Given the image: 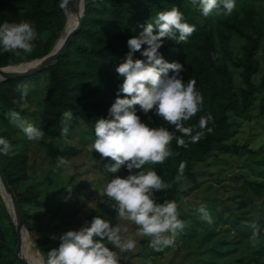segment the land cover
<instances>
[{"label":"rangeland","instance_id":"374dc122","mask_svg":"<svg viewBox=\"0 0 264 264\" xmlns=\"http://www.w3.org/2000/svg\"><path fill=\"white\" fill-rule=\"evenodd\" d=\"M53 1L42 0L47 11L51 10ZM106 4L108 0H99L95 18ZM235 5L231 15H226L223 10L211 14L206 22L199 21L197 32L188 41L182 57L184 70L181 76L185 83L194 79L203 102L212 103L210 111L200 113L203 117L211 114L212 120L208 124L212 128L220 126L216 118H221L227 133L213 150L201 160L194 161L183 175L177 173L173 189L154 192L157 203H177L179 218L186 225L176 236L174 245L161 251L149 246V238L136 235V225L118 217L115 209L108 206L114 202H101L107 200L103 197L107 182L113 176H127L128 170L122 166L117 173L106 171L105 165L110 161L108 158L101 160L98 152L89 150L95 132L82 120L72 117L65 138L61 136L65 111L57 121L50 119L45 100L51 87L49 66L34 73L38 77L28 85L29 92L23 101L19 100L17 91V85L21 83L11 79L2 81L16 111L44 132L42 139L28 140L22 130L10 122L8 113L13 109L0 97V137L7 139L12 146L7 155L0 154V166L10 170L16 178L11 185L14 193L33 198V201L20 202L19 206L24 214L22 226L30 235L40 261L42 257L47 258L51 249L58 248L62 233L78 230L86 222L90 225L94 217L100 216L113 226L127 228L122 235L136 240V250L122 253L124 259L120 264H264V199L248 186L249 182L258 183L261 189L264 186V119L258 114V103L264 98V0H235ZM173 7L179 8L184 17L191 15L186 0L174 3ZM28 10L27 0H0V24L25 20L32 23L27 17ZM76 19L66 15L59 25L39 33L43 44L51 47L49 52L59 49L69 30L76 26ZM129 38L124 30L114 27L100 38L98 45L123 60L129 50ZM4 54L0 51V56ZM140 56L139 52L134 53V58ZM43 59L44 55L0 66V75L36 67ZM248 62L256 64V71L251 74L254 92L246 113H239L235 108L241 100L242 71ZM99 83L107 86L103 79ZM104 91L109 93L110 88ZM114 100L111 96L104 97L105 113ZM136 114L150 127L163 126L169 130L172 126L153 111L146 115L139 110ZM46 118H49L47 131L43 127ZM170 147L176 153L174 140ZM60 156L67 163L58 167L57 158ZM175 159L176 155H172L164 164H146L143 170L153 169L168 183L165 167ZM140 170L133 169L132 173ZM68 187H71L70 191ZM201 205L207 207L211 223L202 219L198 211ZM17 223L12 200L1 185L0 227L8 248L13 242L14 245L18 243ZM253 225L258 227V232ZM36 238H41L44 243L38 246ZM11 260L13 264H22L9 251L3 252L0 264H9Z\"/></svg>","mask_w":264,"mask_h":264},{"label":"clouds","instance_id":"9594fccd","mask_svg":"<svg viewBox=\"0 0 264 264\" xmlns=\"http://www.w3.org/2000/svg\"><path fill=\"white\" fill-rule=\"evenodd\" d=\"M191 3L198 6L204 16L221 5L225 14L231 15L236 6L235 0H191ZM58 6L65 15L76 17V27H79V20L83 19L85 12L84 0H60ZM194 31L195 26L185 22L179 8L172 7L159 12L154 22L146 23L143 31L127 40L129 50L116 68V72L123 77L119 87V93H123V96L117 95L108 109V118L96 121L95 140L89 148L91 152L93 149L98 152L101 160L109 159L110 162L105 165L108 173H117L122 166L128 170L127 176H113L107 182L103 189V197L107 200L102 199L101 202H114L108 206L115 209L120 219L136 225V235L149 238V246L156 251L174 245L176 236L186 225L179 218L175 201L157 203L154 199V192L170 189L171 183H166L153 169L144 171L143 166L162 165L170 156L179 155L171 150L173 139H176L178 147L186 148L189 142L196 143L203 138L205 129L208 133L213 131L208 127L211 114L200 118L199 131L193 126H185L184 122L201 110L203 97L196 90L194 79L185 83L181 76L184 66L179 62H167L159 51L166 41L182 43ZM36 36L35 27L29 21L4 22L0 24V51L16 56H20L21 52L30 54L35 47L33 41ZM136 52L143 59L134 58ZM5 78L0 75V82ZM17 91L20 93L19 100L23 101L28 95L29 86L17 85ZM137 105L146 115L153 111L189 140L175 137L163 126L150 127L136 114ZM72 116L71 111L63 113L65 126L61 129V136L65 138ZM8 118L28 140L44 137V132L28 123L19 112L11 110ZM11 147L7 139L0 137V154L7 155ZM66 163L64 157L57 158L58 167ZM186 167L185 162L180 163L178 171L181 175ZM133 169L141 170L133 174ZM68 188L70 191L71 187ZM198 211L202 219L212 222L205 205H201ZM253 227L258 232V227ZM122 232L126 233L127 228L113 226L108 220L96 216L90 225L86 222L78 230L62 233L58 248L51 249L46 259L41 258L40 264H120L124 259L122 253L136 250V240L123 236Z\"/></svg>","mask_w":264,"mask_h":264},{"label":"trees","instance_id":"16d2710c","mask_svg":"<svg viewBox=\"0 0 264 264\" xmlns=\"http://www.w3.org/2000/svg\"><path fill=\"white\" fill-rule=\"evenodd\" d=\"M29 10L27 17L32 21L35 27L37 36L33 41L35 47L30 54L21 52L20 56L12 53H6L0 56V66L7 64L19 63L23 61L33 60L34 58L47 54L50 48L46 47L39 37V33L50 26L59 25L66 15L59 8V0H54L52 8L47 11L42 0H27ZM85 12L83 19L80 20V26L74 33L69 42L66 50L60 57L54 61L49 70L51 73V87L46 95V103L50 119L57 121L63 111H71L73 118L82 120L88 127L94 130L95 123L100 118H108V113H105L104 97L111 96L116 99L117 95L123 96L119 93V87L123 82V77L116 72L117 66L123 61L119 60L98 45L100 38L107 35L110 28L119 27L129 34L130 38L137 36L143 31V26L146 23L154 22L159 12L170 10L174 3H180L181 0H108L105 9L98 14L95 18L96 10L98 9L99 0H84ZM188 7L191 10V15L185 17V22L194 25L195 31L186 41L178 43L170 41L164 44L159 51L167 62H179L182 65V57L185 56L186 45L188 41L196 34L199 21H208V17L213 13H218L225 10L221 5L214 9L211 14L204 16L198 6H194L191 0H186ZM178 35V34H177ZM138 59H143L142 56ZM104 65V68L102 67ZM256 71V64L248 62L242 71V81L244 87L241 89V100L236 110L239 113H246L251 105L254 86L251 82V74ZM171 71L169 72V75ZM37 74H31L25 77L13 78L11 80L24 84H31L37 79ZM106 81L107 86H101L99 80ZM116 79V80H113ZM107 88H110L107 93ZM3 88V82L0 83V97L13 110H17L14 106L10 96L7 95ZM211 102H203L201 110L190 120L184 122L185 126H193L196 131H199L198 124L202 116L201 111H210ZM136 107V112L140 110L139 106ZM102 111V112H101ZM258 114L264 119V98H261L258 103ZM49 118H46L44 129L47 131L49 127ZM217 123L220 125L218 128H212L213 131L208 133L205 129V135L196 143H188V147H178L176 139L174 140L176 159L168 166L165 167V177L168 183H171L172 189L176 186V175L179 172V165L185 162L189 169L194 161L201 160L209 151L213 150L216 143L223 140L226 136L227 129L223 126L222 119L216 118ZM169 131L173 132L175 137L183 138L186 141L189 137L182 136L181 133L171 126ZM4 177L11 187L15 179L10 170H5L0 166ZM248 186L257 196L264 199V186L263 189L256 182H249ZM18 203L33 201L32 197L26 196L24 193H14ZM22 217L24 216L23 212ZM14 228V227H13ZM36 244L39 246L44 243L41 238L35 239ZM13 242L12 247H7V242L3 236L0 227V257L3 252L9 251L14 254L16 245ZM16 260V258L14 259ZM14 261H9L13 264Z\"/></svg>","mask_w":264,"mask_h":264},{"label":"water","instance_id":"95a60500","mask_svg":"<svg viewBox=\"0 0 264 264\" xmlns=\"http://www.w3.org/2000/svg\"><path fill=\"white\" fill-rule=\"evenodd\" d=\"M75 10V9H73ZM79 26H80V20H79ZM79 27H74L72 30H70L68 32V34L65 37V40L63 41V43L61 44L60 48L56 51V52H48L47 54L44 55V59L39 63L38 66L24 70V71H16V72H5L3 73V76H5V80H10L13 78H19V77H25L31 74H34L42 69L47 68L48 66H50L54 61H56L60 55H62V53L66 50V48L69 45L70 40L72 39L74 33L78 30ZM4 80V81H5ZM0 182L3 188V191L8 194L12 200V204H13V210L14 212L17 214V219H18V224L17 226L20 227L21 225H23V218H22V213L20 210V206L19 203L14 195V192L12 191L11 187L9 186V184L7 183L3 172L0 170ZM21 250H20V245H19V240L18 243L15 247L14 250V254L15 256L20 260V262L22 264H29L27 260L23 259V258H19V254H20Z\"/></svg>","mask_w":264,"mask_h":264},{"label":"bare ground","instance_id":"6f19581e","mask_svg":"<svg viewBox=\"0 0 264 264\" xmlns=\"http://www.w3.org/2000/svg\"><path fill=\"white\" fill-rule=\"evenodd\" d=\"M71 20H73V18ZM75 22H77V21H75ZM70 30H72V29H70ZM64 40H65V38L63 39V41ZM63 41H62V43H63ZM12 69L14 70L16 68H12ZM0 188H1V185H0ZM17 234L19 237V245H20V250H21V252H20L21 257H19V258H23V259L27 260L29 264H40L41 261L38 258V253H37L35 247L33 246L31 237L26 232V230H24L22 225L20 227L17 226ZM21 242H22V244H21ZM20 254H19V256H20Z\"/></svg>","mask_w":264,"mask_h":264},{"label":"built area","instance_id":"2783aa9c","mask_svg":"<svg viewBox=\"0 0 264 264\" xmlns=\"http://www.w3.org/2000/svg\"><path fill=\"white\" fill-rule=\"evenodd\" d=\"M122 264V263H121Z\"/></svg>","mask_w":264,"mask_h":264}]
</instances>
